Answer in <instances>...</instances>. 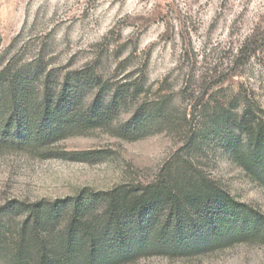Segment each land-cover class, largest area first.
Listing matches in <instances>:
<instances>
[{"label":"rangeland","instance_id":"rangeland-1","mask_svg":"<svg viewBox=\"0 0 264 264\" xmlns=\"http://www.w3.org/2000/svg\"><path fill=\"white\" fill-rule=\"evenodd\" d=\"M6 69L13 79L27 77L37 93L45 86L59 93L68 83L70 91L83 87L88 101L120 94L102 128L45 152H1L0 211L148 184L180 156L264 212V189L204 130L231 104L235 114L250 109L264 118V0H0V73ZM161 104L170 122L121 130L138 107L150 112ZM204 131L212 136L191 145ZM133 264H264V246Z\"/></svg>","mask_w":264,"mask_h":264},{"label":"trees","instance_id":"trees-1","mask_svg":"<svg viewBox=\"0 0 264 264\" xmlns=\"http://www.w3.org/2000/svg\"><path fill=\"white\" fill-rule=\"evenodd\" d=\"M11 77L8 69L0 73V153L45 152L102 128L112 120L120 94L108 103L100 95L88 101L83 87L70 91L67 83L59 93L47 86L37 93L27 77ZM233 108L206 120L204 130L264 189V118L250 109L235 114ZM170 119L163 104L150 112L140 106L121 130L143 132ZM206 131L191 145L212 136ZM87 155L62 156L82 161ZM22 205L0 211V264H133L152 256L198 257L243 243L264 246V212L180 156L148 184Z\"/></svg>","mask_w":264,"mask_h":264}]
</instances>
